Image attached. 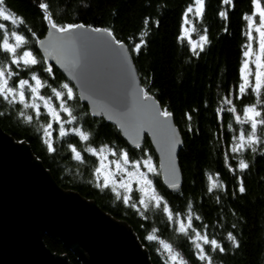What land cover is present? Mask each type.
<instances>
[{
  "label": "trees",
  "instance_id": "obj_1",
  "mask_svg": "<svg viewBox=\"0 0 264 264\" xmlns=\"http://www.w3.org/2000/svg\"><path fill=\"white\" fill-rule=\"evenodd\" d=\"M42 2L49 4V12L60 25L77 23L110 30L115 39L125 43L143 92L153 96L160 108L166 107L173 114L172 121L181 135L176 156L182 180L175 191H168L159 175L153 176L154 185L174 215L179 213L186 218L191 210L193 227L203 231L206 226L209 237L217 239L225 247L226 251L220 253L211 252L205 246L213 257V264H264V145L257 146L255 153L250 150L240 154L230 152L233 137L238 131L241 128L250 130L249 125L237 123L235 115L255 99L252 95L235 98L246 40L243 16L251 12V0H233L232 5L224 4L223 0H206L203 18L192 19L195 31L204 35L207 29L210 41L203 51L196 49L199 55L192 51L184 37L181 39L182 15L192 0H6L9 10L23 17L25 24L17 29L3 20L0 23L8 24L10 30H25L31 46L35 48L31 32L40 38L47 27L38 7ZM261 4L264 6V0ZM222 11L227 12V20L219 15ZM141 40L145 43L137 54L132 48ZM5 55L0 53V62H9L4 59ZM53 68L54 78L41 72L47 84L58 89L65 82L72 86L58 68ZM21 77L30 78L26 72H21ZM40 91L46 97L52 96L48 87ZM226 98L233 99L236 113L228 111L233 105L225 104ZM52 102L58 106L54 96ZM70 103L78 121L65 127L83 126L91 133L88 142L80 141L73 134L60 137L59 125L53 123L56 152L49 153L42 140L43 125L49 122L43 106L41 117L34 118L29 124L18 117L15 108L19 106H9L0 101V111L6 113L0 117V128L14 138L25 139L29 150L38 155L57 184L83 192L102 209L131 224L149 251L153 264H164L165 260L158 252L160 244L145 239L153 230L160 239L172 243L188 264H203L196 258L188 237L179 234L177 225L168 220L163 204L159 208L150 204L145 209L132 193L130 204L137 205L133 208L126 206L123 199H118L110 189L96 186L94 170L97 160L86 149L106 145L113 150L127 151L133 160L147 154L156 164L147 137L140 147L129 146L115 125L89 113L78 96ZM27 114H33L32 110H27ZM61 115L66 118V114ZM69 144L81 152V161L74 158ZM240 159L249 163V169L243 172L238 169ZM230 168L235 171H230ZM209 176L223 187L210 192L208 189L212 182ZM241 180L246 188L244 193L239 192ZM197 216L200 219H196ZM229 232L239 240V248H234L227 239ZM43 240L56 253H68L72 264H80L75 254L57 237L43 234Z\"/></svg>",
  "mask_w": 264,
  "mask_h": 264
},
{
  "label": "snow or ice",
  "instance_id": "obj_2",
  "mask_svg": "<svg viewBox=\"0 0 264 264\" xmlns=\"http://www.w3.org/2000/svg\"><path fill=\"white\" fill-rule=\"evenodd\" d=\"M223 3L232 5L233 0H223ZM251 3L254 9L253 12L243 16L248 24V30L245 33L248 42L243 46V59L239 69L240 83L237 86L235 98L243 99L252 95L255 99L254 102L243 107L242 116L235 115L237 123L247 124L250 127V130L241 128L237 135L233 137L234 142L231 144L230 152L236 154L249 150L255 153L257 146L264 145V6H262L261 0H251ZM205 4L206 0H192V3L188 5L183 14L184 24L189 23V14L202 19ZM38 7L43 12V20L51 28L46 40L36 38L35 32H31V37L35 38V43L44 50L43 57L31 46L30 37L25 30L9 29L8 24L20 29V26L25 24V20L9 10L6 0H0V20L8 22V24L0 23V53L6 54L4 59L9 61L8 63L0 62V101L9 106H19L15 108L18 117L29 124L33 122L34 118L39 119L41 117V107L43 106L49 117V122L43 125L42 140L49 153L56 152L53 139V123L59 125L60 137L73 134L78 136L80 141L88 142L91 133L84 130L83 126L65 127V125L77 124L78 121V115L75 113L74 106L70 103L77 100L74 87L65 82L58 89L47 84L41 76V72H43L49 77H55V70L49 63L51 57L66 68L73 79L81 82L80 86L86 93L83 98L95 97L93 104L99 109V114L107 113L109 119H113L114 116L118 119L121 128L131 138L136 147H140L141 133L147 129L156 134L165 133L162 150L170 153L174 147L175 137L168 121L173 114L166 107L160 108L147 92H120L94 83L90 74V51L93 43L98 38L89 35L88 31H80L86 28L83 24L68 23L60 25L56 23L49 12L48 3L42 2ZM219 15L227 20L228 14L226 11L220 12ZM147 23L148 20L145 19V24ZM90 31L105 33L107 36L112 37V42L119 48L123 49L125 47L124 43L115 39L113 33L108 29L91 28ZM204 31L205 34L200 35L198 42L192 43L190 41L192 51L197 55H199L196 51L197 48L203 51L205 45L210 43L206 34L207 29ZM183 32L186 35L189 29L185 28ZM142 35H147V33ZM181 39H183V35ZM144 43L145 41L141 40V43L133 46L132 51L139 54ZM104 46L111 50L113 56L119 57L121 55V53L111 49L107 41L104 42ZM13 66H15V69ZM21 72H26L30 78H22ZM45 87L51 89L52 96L46 97L41 94L40 90ZM53 96L59 102L58 106L53 105ZM224 103L233 105V99L226 98ZM29 109L32 110L33 114H27ZM220 111H223V109H220ZM228 111L236 113L237 109L233 105ZM61 113L66 114V118ZM5 115V112L0 111V117ZM93 115H97V113L94 112ZM68 147L76 160L81 161L83 159L76 146L69 144ZM86 150L99 159V166L94 170L98 188L110 189L118 199H123L126 206L136 208V204H130L131 192L133 191L132 184L135 183L138 186L136 190L141 194L138 201L139 205L147 209L150 204L157 208L163 204V211L167 213L168 220L177 225L176 231L179 234L188 237L189 242L194 246L196 258L203 264H213V257L205 246H208L211 252L223 253L226 251L217 239L209 237L206 226L203 231H198L193 227L191 210L186 218H182L179 213L173 214L163 196L156 191L154 180L150 178V176L160 174L153 164L151 156L145 154L144 158L133 160L127 151L116 152L106 145L101 146L99 149L89 147ZM106 152L118 156V159L108 161L107 155H105ZM113 165L114 170H112ZM237 167L243 172L249 169V163L245 159H240ZM230 171H235V169L230 168ZM209 180L212 182L208 189L210 192L215 188L223 187L221 183L213 180V177L209 176ZM175 186L173 184V187ZM121 189L124 190L122 197ZM245 191L246 188L241 180L239 192L244 193ZM195 218L200 219L198 216ZM233 227L235 226L233 225ZM145 239L147 241H157L160 244L161 248L158 249V252L165 257L164 264H188L181 252L172 243L166 242L155 235V230L152 234L147 235ZM227 239L232 242L234 248L240 247L239 240L232 232L228 233Z\"/></svg>",
  "mask_w": 264,
  "mask_h": 264
},
{
  "label": "water",
  "instance_id": "obj_3",
  "mask_svg": "<svg viewBox=\"0 0 264 264\" xmlns=\"http://www.w3.org/2000/svg\"><path fill=\"white\" fill-rule=\"evenodd\" d=\"M91 28L87 25L80 31H88L89 35L98 38L90 51L93 82L115 91L143 92L125 43L121 49L112 42V37L93 33ZM50 32L47 24L39 39L46 40ZM105 41L121 55L113 56L104 46ZM34 46L43 57L44 50L36 43ZM49 63L71 82L89 113L96 112L95 116L115 125L125 143L136 147L115 116L109 119L107 113L99 114L93 104L95 97L83 98L86 93L79 80L73 79L56 59L50 57ZM168 124L175 137L170 153L162 150L165 133L156 134L146 129L141 133L140 143L147 137L157 160L162 185L168 191H175L182 180L176 156L181 135L172 117ZM43 234L57 237L75 254L80 264H153L149 251L131 224L105 211L83 192L57 184L38 155L29 150L25 139L14 138L0 128V264H72L68 253L59 254L48 248Z\"/></svg>",
  "mask_w": 264,
  "mask_h": 264
},
{
  "label": "rangeland",
  "instance_id": "obj_4",
  "mask_svg": "<svg viewBox=\"0 0 264 264\" xmlns=\"http://www.w3.org/2000/svg\"><path fill=\"white\" fill-rule=\"evenodd\" d=\"M192 3V2H191ZM190 3V4H191ZM187 9V8H186ZM253 7H252V10H251V12L250 13H248V14H251L252 12H253ZM186 11V10H185ZM184 11V12H185ZM184 14V13H183ZM182 17H183V15H182ZM193 18H195V19H198L197 17H195L194 15H192V14H189V23L188 24H184V17H183V19H182V23H181V26H180V28H181V34L183 35V37L189 42V44H190V46L192 47V45H191V43H190V41L192 42V43H195V42H198L199 41V37H200V34H198L196 31H195V29L193 28V23H192V19ZM257 19V21H258V17L256 18ZM246 32H247V30H248V24H247V21H246ZM185 28H187V29H189V32L186 34V35H184V32H183V30L185 29ZM245 32V33H246ZM254 35H255V33H254ZM245 37H246V40H245V44L248 42L247 41V36L245 35ZM244 44V45H245ZM254 47H255V45H254ZM244 50V49H243ZM243 59V52H242V58H241V60ZM242 62V61H241ZM240 67H241V64H240ZM240 67H239V69H240ZM240 72V71H239ZM240 83V75H239V82H238V84ZM245 106V105H244ZM243 106V107H244ZM44 110V109H43ZM239 115H243V108L241 109V113L239 114ZM100 147H98L97 149H99ZM116 152H120L121 150H115ZM105 155H107V160L108 161H111V160H115V159H118V156H113V155H111V154H109V153H105ZM145 157V155L144 156H142L141 158H144ZM94 158L97 160V166L96 167H98L99 166V159H98V157L97 156H94ZM141 158H139V159H141ZM152 161H153V164H154V160H153V158H152ZM156 167H157V162H156V164H154ZM95 167V168H96ZM158 169V168H157ZM112 170H114V165L112 166ZM143 170V169H142ZM150 178H152L153 179V176H150ZM155 186V185H154ZM137 185L135 184V183H133L132 184V189H133V191L131 192V197H132V193L133 194H136V196L138 197V200L140 199V197H141V194L139 193V191H137L136 189H137ZM121 191V195L123 196L124 195V190L123 189H121L120 190ZM132 200V199H131ZM132 202V201H131Z\"/></svg>",
  "mask_w": 264,
  "mask_h": 264
}]
</instances>
